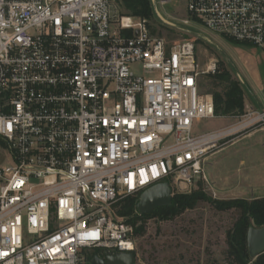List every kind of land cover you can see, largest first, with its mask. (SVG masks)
I'll list each match as a JSON object with an SVG mask.
<instances>
[{"label": "built area", "instance_id": "built-area-1", "mask_svg": "<svg viewBox=\"0 0 264 264\" xmlns=\"http://www.w3.org/2000/svg\"><path fill=\"white\" fill-rule=\"evenodd\" d=\"M115 1L0 0V145L11 163L0 166V264L135 260L122 201L160 183L171 195L211 191L208 155L264 132V109L247 105L234 124L194 135L195 121L217 117L199 92L215 64L200 71L191 41L169 47L147 19L115 17ZM185 1L190 19L264 53V0ZM170 2L150 0L163 24L157 6Z\"/></svg>", "mask_w": 264, "mask_h": 264}, {"label": "rangeland", "instance_id": "rangeland-1", "mask_svg": "<svg viewBox=\"0 0 264 264\" xmlns=\"http://www.w3.org/2000/svg\"><path fill=\"white\" fill-rule=\"evenodd\" d=\"M186 6L185 0H171L164 6H157L163 20L168 24L152 19L148 20L149 26L169 47L183 41H191L200 71L211 63L215 64L214 73L200 75L199 92L202 95L212 97L208 92H222L224 85L217 83L213 76L226 71L232 79H241L238 83L244 94V102L254 109L257 108L256 110H259L258 106L264 109V53L219 36L197 24L196 20L190 19ZM112 12L115 17L126 14L121 0L114 2ZM226 117L195 121L192 132L194 135L213 132L237 121L233 116H229L231 119ZM241 135L235 137L239 138ZM235 137H232L231 141L236 140ZM254 151L261 153L259 157L253 156L256 155ZM262 153L264 133L259 132L228 147L208 164H216V172L217 162L222 159L225 162L220 170L223 174L230 170L236 171V176L244 179L245 186L252 185L254 177L260 172L258 159L263 156ZM239 157L244 160V165H240ZM10 164L7 150L0 145V166ZM209 168H205L207 176ZM232 174L234 175V172ZM201 190L212 200L225 201L217 194L213 197V190H207L204 186ZM238 216V211L219 212L207 203H199L194 209L185 211L170 221L147 220L144 232L134 237L135 264H230L227 259V233ZM141 224L137 221L136 226Z\"/></svg>", "mask_w": 264, "mask_h": 264}, {"label": "trees", "instance_id": "trees-1", "mask_svg": "<svg viewBox=\"0 0 264 264\" xmlns=\"http://www.w3.org/2000/svg\"><path fill=\"white\" fill-rule=\"evenodd\" d=\"M121 1L126 13L123 15L131 16L134 19L158 20L154 15L150 0ZM150 30L152 34H156L151 27ZM213 77L217 83L220 82L224 85L222 92H208L213 97L215 115L217 117L242 115L245 108L244 95L237 80L232 79L226 71ZM202 187V184L199 183L188 195L173 194L169 206L156 208L148 215H136L135 205L137 200L131 198L122 201L116 213L121 218H128V222L134 226V235H141L144 232V224L147 220L170 221L185 211L194 209L199 203H207L219 212L238 211L239 216L232 229L227 233V259H229L230 264H264V253L251 260L248 257L246 248L248 229L251 226L256 228L264 226V198L251 201L241 199L212 200L201 190ZM137 221L142 224L136 226ZM95 254L96 252L91 253L92 256Z\"/></svg>", "mask_w": 264, "mask_h": 264}, {"label": "crops", "instance_id": "crops-1", "mask_svg": "<svg viewBox=\"0 0 264 264\" xmlns=\"http://www.w3.org/2000/svg\"><path fill=\"white\" fill-rule=\"evenodd\" d=\"M198 24V23H197ZM244 95V94H243ZM262 95H263V99H264V89H262ZM254 100L256 101V98H254ZM258 103V102H257ZM244 105L247 106V103L244 102ZM259 109H262L261 107L258 106ZM257 109V108H255ZM226 117V116H223ZM229 117V116H228ZM226 117V118H228ZM232 118V117H231ZM230 117L228 119H231ZM235 118V117H233ZM225 128V127H224ZM223 129V128H221ZM220 130V129H218ZM217 131V130H216ZM262 132V131H255V132H251L248 133L246 135H243L239 138H237L234 141H231L229 143L224 144L223 146H221L218 150L214 151L213 153L209 154L206 160V167H210L209 168V172H208V183H209V187L211 190H213V192L215 193V195L217 194L219 197L225 199V200H229V199H241V200H246V201H251V200H256V199H261L264 198V153L262 157H260V159H258V165L260 167V172L257 174V176L254 177V182L252 183V185H244V179L241 177V179H239V177L236 176V171H229L226 173H222L221 167L225 165V162L221 159L220 161L217 162V169L216 172L214 171V167L215 165H210L208 164V162L213 159L214 157L218 156L219 154H221L222 152L226 151L228 147L233 146L239 142H241L242 140L251 138L252 136H254L255 134ZM264 133V132H263ZM247 151V150H246ZM256 155L253 154V156H258L261 154L259 152H256ZM246 155H242V157H245ZM242 157L240 159V165H244V160L242 159ZM232 172H234V175L232 174Z\"/></svg>", "mask_w": 264, "mask_h": 264}, {"label": "water", "instance_id": "water-1", "mask_svg": "<svg viewBox=\"0 0 264 264\" xmlns=\"http://www.w3.org/2000/svg\"><path fill=\"white\" fill-rule=\"evenodd\" d=\"M171 189L167 183H160L145 190L138 198L135 210L139 216L148 215L159 207L171 204ZM246 248L248 257L252 260L264 253V226L256 228L251 226L246 234ZM90 264H135L132 253L108 255L104 260L94 256Z\"/></svg>", "mask_w": 264, "mask_h": 264}]
</instances>
